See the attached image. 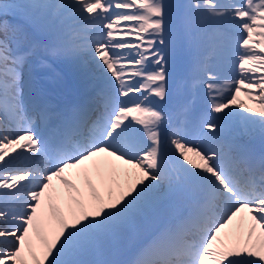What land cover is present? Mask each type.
I'll return each mask as SVG.
<instances>
[{
    "label": "snow or ice",
    "instance_id": "snow-or-ice-1",
    "mask_svg": "<svg viewBox=\"0 0 264 264\" xmlns=\"http://www.w3.org/2000/svg\"><path fill=\"white\" fill-rule=\"evenodd\" d=\"M0 264H264V0H0Z\"/></svg>",
    "mask_w": 264,
    "mask_h": 264
},
{
    "label": "bare ground",
    "instance_id": "bare-ground-1",
    "mask_svg": "<svg viewBox=\"0 0 264 264\" xmlns=\"http://www.w3.org/2000/svg\"><path fill=\"white\" fill-rule=\"evenodd\" d=\"M69 23H71V21H69ZM193 55H194V50L192 49L191 50V58H192ZM244 102H245L246 105L253 106V107H256L258 105V102H253V101H251L249 99L245 100ZM94 178L95 177H93V180H94ZM80 184L83 185L82 181L80 182ZM122 241H124V240H122ZM122 245H125V243H123Z\"/></svg>",
    "mask_w": 264,
    "mask_h": 264
},
{
    "label": "rangeland",
    "instance_id": "rangeland-1",
    "mask_svg": "<svg viewBox=\"0 0 264 264\" xmlns=\"http://www.w3.org/2000/svg\"><path fill=\"white\" fill-rule=\"evenodd\" d=\"M39 55H41V54H39ZM70 178H71V177H70ZM93 181L95 182V178H94ZM56 184H57L58 187H60V185H59V181H56ZM80 186L83 187V185H81V184H80ZM61 207H63V204H61ZM131 239H132V238H130V241H131ZM39 251H40V250L37 249V254H39Z\"/></svg>",
    "mask_w": 264,
    "mask_h": 264
}]
</instances>
